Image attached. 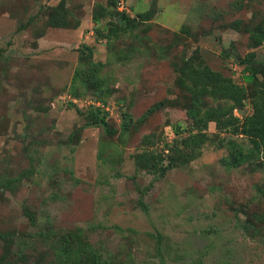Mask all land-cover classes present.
<instances>
[{"label": "rangeland", "instance_id": "1", "mask_svg": "<svg viewBox=\"0 0 264 264\" xmlns=\"http://www.w3.org/2000/svg\"><path fill=\"white\" fill-rule=\"evenodd\" d=\"M62 2L75 27L53 22ZM97 3L108 0H0V179L20 177L0 185V232L12 236L8 253L0 236V264H57L55 240L77 230L113 264H264L263 157L229 162L234 144L251 145L255 84L239 60L264 63L252 38L264 0H119L110 11L154 13L112 42L106 24L119 18L95 23ZM85 44L99 87L75 80ZM186 60L231 77L241 100L205 99L190 116ZM232 106L233 127L207 120ZM96 108L113 133L88 122ZM192 132L209 139L160 174L193 149L180 142Z\"/></svg>", "mask_w": 264, "mask_h": 264}, {"label": "trees", "instance_id": "2", "mask_svg": "<svg viewBox=\"0 0 264 264\" xmlns=\"http://www.w3.org/2000/svg\"><path fill=\"white\" fill-rule=\"evenodd\" d=\"M119 0H108V4L104 5L97 3L92 14V18L95 23H98L104 18V16L112 15L114 18L118 17L117 21H111L106 24V29L108 30L105 34L108 42H112L117 38L121 37L124 33H134L140 29V26L148 20L150 13L153 14L154 11H147L145 13H140L136 17H130L126 14V11H110L109 7H117ZM109 6V7H108ZM65 13H68V10L65 9L64 3L62 2L58 7L53 11L52 19L53 22L60 16V20H57L56 23L62 27H75V22L68 23L69 21ZM114 14V15H113ZM68 15V14H67ZM66 19V20H65ZM99 31L101 29H98ZM105 30V29H103ZM137 34V33H136ZM138 35V34H137ZM252 38L255 44H262L264 42V14L260 18L259 24L255 27V30L252 33ZM79 54V60L81 67L78 68L75 74V80L83 78V83L95 81L98 84V87L101 86V82L94 79L98 75L102 63H94V53L93 48L90 45H84L81 48ZM254 56L253 53L245 58H240V64L245 65L244 71V81L248 84H255L253 92V112L246 117L245 122L242 126V131L245 132L250 137L251 145L247 150H244L238 144H234L232 147V152L230 153L231 160L230 164L238 165L253 156L254 154H260L263 157V161L259 163L261 166H264V82H260L259 75L262 74L264 69V63L253 61L250 58ZM192 62V60H186L182 63L180 67V72L182 71L185 76L180 78V81L185 85L186 89L190 92L191 104L187 106V112L190 116L193 115V108L199 106L202 107L203 101L205 99H212L214 101L222 100L223 98H231L230 100H241V97L244 93V87L240 86L233 82L231 77L225 76L220 71H215L208 65H198ZM218 106L221 107V104ZM217 106V107H218ZM220 107L215 114L209 116L208 109L207 120H216L217 122L223 123L227 128L233 127L237 118L233 117L232 108L227 111V118L222 116L220 113ZM215 108V107H213ZM212 109V108H211ZM225 107H222V110ZM90 117L94 118L89 123L105 126L111 133L114 132L113 129L109 128V123L107 121V113H103L101 108L92 109L90 111ZM226 128V129H227ZM238 131L235 128V132ZM209 139L207 133L197 132L190 134L188 137L183 138L180 142L182 146L193 144L191 150H186L179 148L176 151L175 156L171 157L168 165L163 166L160 170V174H164L170 168L183 164L189 161L194 155V152L205 144ZM161 160V157H159ZM229 165V163H227ZM17 180L20 179L16 178ZM14 178H4L0 179V185L10 186L16 181ZM30 217L33 218L32 213H28ZM80 230L75 232L68 231L63 235H60L54 242L53 250L56 253L57 258L60 260L57 264H63L68 261H72L74 264H113L108 258H103L101 251L94 248L91 243L88 241H82L79 236L81 234ZM45 235V234H43ZM0 236L6 240V251H10L9 243L12 240V236L9 234L1 233Z\"/></svg>", "mask_w": 264, "mask_h": 264}, {"label": "built area", "instance_id": "3", "mask_svg": "<svg viewBox=\"0 0 264 264\" xmlns=\"http://www.w3.org/2000/svg\"><path fill=\"white\" fill-rule=\"evenodd\" d=\"M120 3H121V2H120ZM120 3H119V4H120ZM168 130H169V128H167V132H168Z\"/></svg>", "mask_w": 264, "mask_h": 264}]
</instances>
